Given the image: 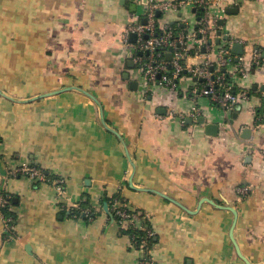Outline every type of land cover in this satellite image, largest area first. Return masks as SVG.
<instances>
[{"label":"crops","instance_id":"1","mask_svg":"<svg viewBox=\"0 0 264 264\" xmlns=\"http://www.w3.org/2000/svg\"><path fill=\"white\" fill-rule=\"evenodd\" d=\"M151 1L178 4L154 11L160 25L196 29L202 9L189 0H0V88L15 99L52 92L26 102L0 94V193L14 234L0 214V264H246L229 235L233 213L216 204L235 208L241 253L264 264V64L251 62L253 50L264 57V0H217L211 49L185 59H215L219 45L236 40L233 62L249 73L233 83L249 98L227 110L196 97L200 80L188 73L174 90L145 79L136 35L123 33L130 20L145 21ZM68 86L95 95L121 138L89 96L53 92ZM206 123L217 125L213 134ZM20 162L50 180L8 175ZM52 177L65 179L63 196ZM115 193L147 214L154 240L145 251L108 203L105 212ZM72 206L90 208L92 218L77 208L72 215Z\"/></svg>","mask_w":264,"mask_h":264},{"label":"built area","instance_id":"2","mask_svg":"<svg viewBox=\"0 0 264 264\" xmlns=\"http://www.w3.org/2000/svg\"><path fill=\"white\" fill-rule=\"evenodd\" d=\"M195 8L202 9L198 18L195 30L187 32L175 30L172 25H158L154 16V11L167 10L178 6L176 2H153L149 3L144 17L145 21H129L124 29L125 39L131 33L136 35L135 46L142 52L139 60L141 61L144 77L152 83H159L167 86L169 89L176 88V79L188 73L200 80L198 88L192 90L195 96H206L219 107L227 110L234 105L249 98V92L246 89H237L233 83L234 74L247 77L248 70L242 61L233 62L229 51V46L235 42L231 39L227 44L219 45L216 50V58L212 59L209 55L201 63L188 66L185 62L190 53H201V48L205 47L208 52L212 47V40L219 29L217 24L218 11L223 10L218 6L217 0H189ZM214 4L216 5L214 7ZM218 9V10H217ZM158 30V32L156 31ZM171 53V58L166 57ZM251 62L253 65L264 64V57L259 50H253L251 53ZM264 95V93H263ZM199 113V107L192 109L191 115ZM7 174L11 176L23 175L35 180H50L44 174L42 168L36 164L20 162L11 165L7 169ZM51 181L55 184L58 195L63 196L65 179L63 177H52ZM4 193H0V214L3 220L4 228L8 237L14 236L11 226V217L2 212V207L6 206L8 200ZM81 210L78 206H72L71 213L76 215L75 210ZM109 208L115 216V220L121 227H134L145 232L146 238L151 237L154 232L147 224V214L133 208L127 199L118 195H113ZM84 211L88 218H92L90 208ZM132 238V237H131ZM146 238L140 241V249L146 250ZM133 243V240L130 241ZM144 264H154L151 259H144Z\"/></svg>","mask_w":264,"mask_h":264},{"label":"water","instance_id":"3","mask_svg":"<svg viewBox=\"0 0 264 264\" xmlns=\"http://www.w3.org/2000/svg\"><path fill=\"white\" fill-rule=\"evenodd\" d=\"M144 1H146V0H144ZM218 34H219V33H218ZM132 37L135 38V35L132 34ZM236 48L238 49L239 52L242 51V49H241V48H242L241 44H239V43H235V44H233L232 49L237 50ZM166 57H167L168 59H170V58H171V53H167ZM69 88H76V89H78L79 91H81V92H83L84 94H86L87 96H89V97H90V98H91V99H92V100H93V101L99 106V109H100V115H101V120H102L103 124H104L109 130H111L112 132H114L119 138H121V135H120L115 129H113V128L107 126L106 121H105V119H104V117H103L102 105H101L100 101L95 97V95H93L91 92H89L88 90L83 89V88H81V87H78V86H68V87H63V88H61V89H59V90H56V91H53V92L62 91V90H66V89H69ZM51 93H52V92L41 93V94H38V95H36V96H34V97H32V98H28V99H15L14 97H12V96L6 94V93L0 88V94H1V95L5 96V97H7V98H9V99H12V100H17V101H19V102L30 101V100H33V99H36V98H40V97L46 96V95L51 94ZM199 122H200V123H203V122H204V118H203V117H200V118H199ZM205 129L207 130V132L209 131V132H208L209 134H213L214 131H215V129H217V125L212 124V123H206V124H205ZM125 150H126L127 156H129V153H128V150L126 149V147H125ZM132 166H133V165H132ZM128 183H129V186H131L132 188H137V187H135V186L133 185V183H132V177L129 178ZM141 188H142L143 190H144V189H145V190H148V188H143V187H141ZM163 196H165V197L168 198L169 200L173 201L174 203H176V204L179 205L180 207L185 208L186 210H188V209H187L185 206H183V204H181L179 201H177V200H175V199H173V198H171V197H168V196H166V195H163ZM206 199L209 200V201H211V200L208 199V198H206ZM216 205H217V206H220V207H222V208H227L228 210H230V211L233 213V221H232V225H231L230 233H229L230 238H231V240H232V242H233V244H234V247H235V250H236L238 256H239V257H240V258H241L246 264H251V262H250L249 260H247V258H245V256L241 253V250H240V248H239V246H238V244H237V242H236V240H235V238H234V236H233V227H234L235 222H236V219H237V211H236L235 208H233L232 206H228V205H227V206H224V205H218V204H216ZM103 208H104V210H105L106 213H108L109 215H111V212H110L109 209H108V205H107L106 200H104V202H103ZM188 211L193 212V211H191V210H188Z\"/></svg>","mask_w":264,"mask_h":264},{"label":"trees","instance_id":"4","mask_svg":"<svg viewBox=\"0 0 264 264\" xmlns=\"http://www.w3.org/2000/svg\"><path fill=\"white\" fill-rule=\"evenodd\" d=\"M199 12H201V10L199 9ZM156 23H157V26L159 25V22H158V19H156ZM176 24H174V25H172L174 28H175V30L177 31V30H181V29H179L181 26L179 25V24H177L176 26H175ZM177 27H179V28H177ZM157 32H158V30H156ZM115 195H118V193H115ZM122 196V195H121ZM123 197V196H122ZM111 199H112V196L111 197H106V200H108V205H110V202H111ZM88 203V202H87ZM85 205H87V204H85ZM90 211H92L91 209H90ZM2 212L6 215V216H10L11 215V212L10 211H8V208H7V206H4V207H2ZM80 214H82L83 215V213H80ZM114 216V215H113ZM11 217V216H10ZM114 219H115V216H114ZM122 229V231L124 232V233H126V234H128L129 236H130V238L133 240V245L135 246V247H139L140 246V241L143 239V238H146V235H145V232L143 231V230H138V229H136V228H134V227H132V226H128V227H126V228H121ZM153 240H154V238H153V236H151V237H148V238H146V241H148V244H152L153 243Z\"/></svg>","mask_w":264,"mask_h":264}]
</instances>
